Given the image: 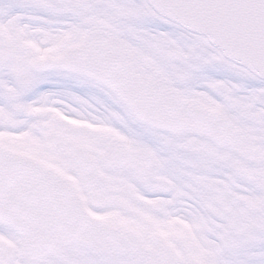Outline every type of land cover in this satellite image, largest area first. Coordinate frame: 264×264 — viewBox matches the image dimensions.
I'll return each instance as SVG.
<instances>
[{
  "label": "snow or ice",
  "instance_id": "6c2138e0",
  "mask_svg": "<svg viewBox=\"0 0 264 264\" xmlns=\"http://www.w3.org/2000/svg\"><path fill=\"white\" fill-rule=\"evenodd\" d=\"M0 264H264V0H0Z\"/></svg>",
  "mask_w": 264,
  "mask_h": 264
}]
</instances>
